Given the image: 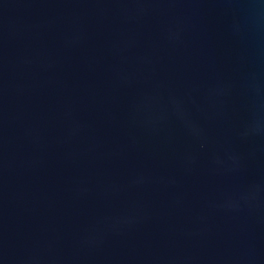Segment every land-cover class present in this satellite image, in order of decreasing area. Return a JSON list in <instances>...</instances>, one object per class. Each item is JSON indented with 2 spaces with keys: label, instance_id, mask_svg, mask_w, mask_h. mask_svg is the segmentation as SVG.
<instances>
[{
  "label": "water",
  "instance_id": "obj_1",
  "mask_svg": "<svg viewBox=\"0 0 264 264\" xmlns=\"http://www.w3.org/2000/svg\"><path fill=\"white\" fill-rule=\"evenodd\" d=\"M0 264H264V0H0Z\"/></svg>",
  "mask_w": 264,
  "mask_h": 264
}]
</instances>
